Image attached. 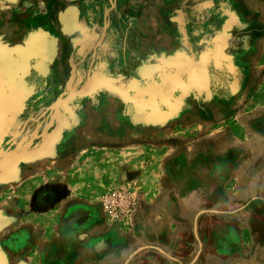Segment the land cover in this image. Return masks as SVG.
I'll return each mask as SVG.
<instances>
[{
  "label": "rangeland",
  "instance_id": "374dc122",
  "mask_svg": "<svg viewBox=\"0 0 264 264\" xmlns=\"http://www.w3.org/2000/svg\"><path fill=\"white\" fill-rule=\"evenodd\" d=\"M74 1L0 0V66L28 93L0 104V264H264V153L250 142L225 164L207 129L234 111L252 123L238 134L264 128V109L241 111L264 102V0ZM162 132L185 149L168 210L188 216L166 245L136 233L141 194L113 179L115 146Z\"/></svg>",
  "mask_w": 264,
  "mask_h": 264
},
{
  "label": "crops",
  "instance_id": "0c3cea01",
  "mask_svg": "<svg viewBox=\"0 0 264 264\" xmlns=\"http://www.w3.org/2000/svg\"><path fill=\"white\" fill-rule=\"evenodd\" d=\"M71 5L66 20H73L75 25H77V18L74 14L78 9L77 3H72ZM16 73H18V71L15 72L11 70L9 63L7 66H0V104L10 105L13 103L11 100L14 102L18 100L19 97H17L15 92L19 90V102L26 101L28 95L27 88H25L26 92H22L21 90L23 89L17 88L16 83L13 81L16 78ZM8 91L13 92L14 94H10ZM247 107H249V109H247ZM256 109H264V102L259 101V104L254 106V101L249 100L246 102V107L241 108V111H243V113L245 112L246 115L247 113L251 114L252 112H255ZM240 115L242 116L241 112L238 113L237 111H234L222 120L215 122L210 128H207L214 129L213 135H219V139H223V141L225 140L224 143L223 141L221 144L219 143V145L215 147L216 150H214V154L219 155L218 158H221L220 161L225 164H229L230 162L229 158H227L228 154H232L236 149H241L242 145L246 148L250 142H252V144L257 143V146L253 148H259V151L264 153V128L260 129L258 133L254 131H243L241 135L242 128L239 126L241 119ZM244 117L242 121L245 124H252L249 116ZM262 117L261 123L264 124V118ZM236 131L240 133L238 134ZM170 135L171 134L168 132H162V134L155 135L152 138L149 137L146 141L131 144L123 143L114 147L116 167V173L113 178L114 181L129 179L130 183L136 186L141 194V206L143 212L137 214L139 228L136 229V233H139V229H141L142 232L147 233L148 240L155 243L161 241L159 236H162L163 239L168 237V240L163 242L165 245L171 244V240L176 242L179 240V234L181 231V228L179 227L185 226L186 222L184 220L186 218L188 219V216L186 217L185 215L175 214L168 210L173 204H175V202L182 199L186 192L184 184H181L179 179L172 175L170 171L172 157L179 156L185 151V149L180 145V139H171L169 138ZM203 139V137L195 138L194 155L203 153V148L201 146ZM195 148H199V150H195ZM110 149V147H104V152H102V154L111 153L109 152ZM222 164L221 162L217 163L215 169L219 172L225 170V166L224 164L222 166ZM27 179L24 180L25 182L23 180L19 181L20 187L23 185V182L25 183V186L27 185ZM105 179H107V177H105ZM108 179L111 180L112 177H108ZM69 188L71 190L72 187L69 186ZM190 189H192L194 195L198 196V203H201V205L203 204L202 198H206L211 203H219L217 201L219 196L215 197L212 192L203 190V188L196 182L190 185ZM70 193L75 194L72 190ZM201 205L199 206V209L202 207ZM213 206L212 209L214 211H211V214L208 216L214 215L215 217H218L220 216L219 213H221L222 216L223 213L219 211L220 209H217L218 207L215 205ZM239 213L241 212H237L236 214L238 215ZM193 216L194 215L190 217ZM195 216L196 222L194 224L201 222L200 218L203 216H201L200 210L196 212ZM232 235L233 236H230V239L233 242L229 245L235 246V242L238 241L239 237L236 236V233ZM121 243L122 239H119L118 245ZM190 249L195 250V247L193 246V248L191 247Z\"/></svg>",
  "mask_w": 264,
  "mask_h": 264
}]
</instances>
